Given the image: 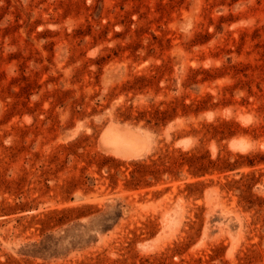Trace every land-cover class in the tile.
Masks as SVG:
<instances>
[{
	"label": "rangeland",
	"instance_id": "obj_1",
	"mask_svg": "<svg viewBox=\"0 0 264 264\" xmlns=\"http://www.w3.org/2000/svg\"><path fill=\"white\" fill-rule=\"evenodd\" d=\"M0 264H264V0H0Z\"/></svg>",
	"mask_w": 264,
	"mask_h": 264
},
{
	"label": "bare ground",
	"instance_id": "obj_2",
	"mask_svg": "<svg viewBox=\"0 0 264 264\" xmlns=\"http://www.w3.org/2000/svg\"><path fill=\"white\" fill-rule=\"evenodd\" d=\"M115 125V124H114ZM118 142V141H117ZM119 146V145H118ZM118 148V147H117Z\"/></svg>",
	"mask_w": 264,
	"mask_h": 264
}]
</instances>
